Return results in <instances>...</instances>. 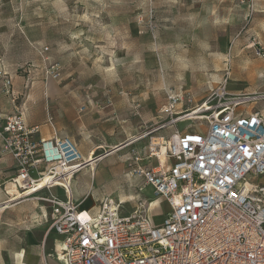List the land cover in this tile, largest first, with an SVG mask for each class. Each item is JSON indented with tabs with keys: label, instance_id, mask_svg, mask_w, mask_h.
<instances>
[{
	"label": "rangeland",
	"instance_id": "rangeland-1",
	"mask_svg": "<svg viewBox=\"0 0 264 264\" xmlns=\"http://www.w3.org/2000/svg\"><path fill=\"white\" fill-rule=\"evenodd\" d=\"M46 46L50 61L61 64V80L46 75L49 63L37 49ZM1 70L12 78L9 89L0 79V109L7 114L22 111L41 127L47 119L54 122L59 109L69 128L83 124L72 128L90 135L81 134L83 141L101 145L149 133L138 144L115 146L95 158L94 197L124 201L132 194L120 183L126 156L149 151L152 142L162 153L174 130H156L167 121L160 113L167 90L192 93L196 106L230 71L228 90L250 95L244 109L264 115V0H0ZM1 145L0 136V204L12 205L20 192L12 187L14 165ZM86 171L77 176L76 199L91 181ZM126 201L122 212L129 215L136 203ZM11 205L0 209V244L9 233L34 228L35 220L22 222L31 209L8 210ZM162 211L149 215L144 208L143 215L151 219ZM1 253L0 247V261Z\"/></svg>",
	"mask_w": 264,
	"mask_h": 264
},
{
	"label": "built area",
	"instance_id": "built-area-1",
	"mask_svg": "<svg viewBox=\"0 0 264 264\" xmlns=\"http://www.w3.org/2000/svg\"><path fill=\"white\" fill-rule=\"evenodd\" d=\"M37 49L49 63L46 75L61 80V64L50 61L49 47ZM230 74L196 106L192 93L167 90L160 110L167 121L156 129L174 128L166 154L152 142L148 158L156 166L134 151L127 157V177L151 186L170 207L158 226L143 215L146 199H136L129 215L123 200L108 196L95 214L79 210L72 183L83 171L94 174L86 164L100 155L85 158L51 122L54 136L40 138L41 127L29 125L22 111L4 120L1 151L15 163L11 181L23 197L46 194L38 198L50 205L44 219L62 237L60 264H264V115L244 109L250 95L228 90ZM1 78L9 89L12 78L2 70ZM194 121L190 129L177 128Z\"/></svg>",
	"mask_w": 264,
	"mask_h": 264
},
{
	"label": "crops",
	"instance_id": "crops-1",
	"mask_svg": "<svg viewBox=\"0 0 264 264\" xmlns=\"http://www.w3.org/2000/svg\"><path fill=\"white\" fill-rule=\"evenodd\" d=\"M229 83H228V87H229ZM233 93H238V92L233 91ZM80 109L81 107L78 110V117L83 115ZM7 113H8L7 110L0 109V127L1 128L3 126L4 120L7 117L14 114V113H9V114ZM23 115H24L26 122L29 125H39L36 122H33L32 120L29 121L28 118L25 116L26 115L25 113H23ZM67 119L68 118L63 117L62 112L59 109H57L56 114L54 116V122L51 119H47V124L45 126H41L40 138H51L54 136V131L49 124V122H51L55 127L56 134L62 137L63 136L70 137L77 144L79 150L82 152L84 157L87 159L93 155L94 153L93 151H95L94 155H102L105 151H110V148L115 147V146H121V145L123 146L131 140L134 141V139L137 137L138 138L134 141L133 145L138 144L139 142H141L143 138H145L144 136L145 133H144L142 135L140 134V135H135V136H129L123 142L112 144V145H101V142L97 141L96 139L94 140L92 139L91 142H85L83 141V139H81L80 135L85 134L88 137H90L89 134H86L85 131L79 132L78 130L77 132H74L72 130V128L74 129V127H76L77 129L85 128L83 124L76 122V124H74L72 128H69V125H68L69 121ZM68 130L69 132H67ZM141 145L142 143H140L138 146H141ZM99 147L101 148L104 147V149L100 148L96 151L95 148H99ZM118 151H115L114 153ZM137 153L142 158L144 164L145 163L150 164L151 166L157 165L158 162L155 158L153 159L148 158L149 156L148 150H144L142 152H137ZM113 154H110L104 157L102 161L111 157V155ZM127 157L128 156H126L124 160L125 169L122 170L121 166L119 168L120 170L119 172L121 171L123 172V178L122 180H120V183L126 184L132 189L131 196L129 197L126 196L127 198L126 200L135 202L136 199H146L148 203L149 215L150 213L152 214L154 210L158 208H163V211L161 212V214L151 216V219H149L148 217V219L151 221V223L154 226H158L162 223L163 218L169 212L170 207L164 199L156 197L154 195V189L151 186L144 185L140 179L127 177L126 173H127L128 164H129L127 162ZM93 159L96 160L95 158ZM8 160L10 163H13L14 165L13 171L15 172V163L13 159L8 157ZM102 161L98 162V165ZM98 165H97V168H98ZM116 171L117 170H115V173ZM86 172L89 173V171H86ZM89 175L91 177V181L88 184L87 190L85 191L77 190L76 194L78 196V199H76L75 190H74L75 184L77 182V177H76L72 183V194H73L74 201L77 204H79V210L82 211L83 209V211H89L95 214L98 211V207L102 199L99 201L98 199L94 197V194H93V188L95 185V180H94L95 173L93 175L91 174ZM260 183L264 184V179L261 178ZM52 192L55 194L64 195L63 194L64 192L59 188H54ZM7 196L9 199L8 194ZM41 196H46V194L36 193L28 197H23L21 195L19 197H16V195H12V199L10 200L11 202H14V200H16L17 198H20V199L18 201H15V203L12 204L14 206L11 205L12 207L10 206L11 208L8 210L16 209V208L20 209L24 206L29 207L31 209L29 210V213L31 214V216L26 215V218H23L22 222L23 224H27L28 222H33L35 220V222L33 223L34 228L31 230H28L27 232L9 233L8 235L9 237L7 238L8 242L0 244L1 252H2L1 253L2 259L0 261V264H19V262L23 264H60L56 259V255L59 253L62 247L61 245L62 237L58 235L53 229H51L49 223L44 219V214L49 213L50 205L38 198ZM14 197H16V199L13 200ZM8 199L6 201H8ZM126 200H124V202ZM18 224H22V223H18ZM23 226L25 228V225ZM19 254H21V257H20L21 259L18 257Z\"/></svg>",
	"mask_w": 264,
	"mask_h": 264
},
{
	"label": "bare ground",
	"instance_id": "bare-ground-1",
	"mask_svg": "<svg viewBox=\"0 0 264 264\" xmlns=\"http://www.w3.org/2000/svg\"><path fill=\"white\" fill-rule=\"evenodd\" d=\"M156 129V128H155ZM138 138V137H137ZM137 138H135V139H137ZM134 139V140H135ZM164 141V140H163ZM167 145H168V142H165ZM162 153L163 154H166V151H167V147L166 146H162ZM94 153H95V151H93ZM91 157V156H90ZM88 163L86 164V165H89V166H92V168H93V166H94V164H95V162H96V160H94L93 159V157H91V158H89V160L87 161ZM12 187H14L15 189H17V187L14 185V183H12ZM18 190V189H17ZM9 205H11L10 203H3V204H0V209L1 208H4V207H7V206H9ZM83 210V209H82ZM84 217H87L86 216V214H85V216ZM58 243H60V242H58ZM61 245H62V243H61ZM60 248V247H59ZM61 249H62V247H61ZM60 249V250H61ZM59 253L61 254V252L59 251ZM18 257L20 258L21 257V254H19L18 255ZM21 259V258H20ZM19 264H23V263H21V262H19Z\"/></svg>",
	"mask_w": 264,
	"mask_h": 264
}]
</instances>
